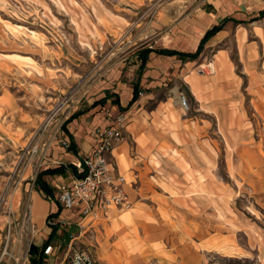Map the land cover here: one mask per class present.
I'll list each match as a JSON object with an SVG mask.
<instances>
[{
  "label": "crops",
  "instance_id": "0c3cea01",
  "mask_svg": "<svg viewBox=\"0 0 264 264\" xmlns=\"http://www.w3.org/2000/svg\"><path fill=\"white\" fill-rule=\"evenodd\" d=\"M205 4L168 27L156 47L146 46L153 50L141 69L137 51L143 47L126 61H117L93 85L86 105L67 118L64 139L71 148L52 149L39 171L51 191L30 194L29 215L35 224L31 242L37 250L42 248L41 264L61 263L70 234L89 246L100 264H187L188 239L202 251V211L215 210L211 199L220 189L215 169L219 155L227 176H244L241 170L264 159V25L259 24L264 15L258 17L264 0ZM218 24L198 53L211 50V73L205 71L204 55L182 59L155 50L194 52L205 31ZM133 83L140 94L129 104ZM178 91L192 102L185 113L174 103ZM107 106L110 113H126L122 140L113 148L111 162L135 184L127 191L130 208H110L107 221L99 224L81 219L74 210H60L47 197L70 183L72 164L90 151L94 130L106 124ZM54 168L59 170L47 171ZM55 212L56 229L44 244L50 232L46 216ZM46 245L52 246L48 254L43 253Z\"/></svg>",
  "mask_w": 264,
  "mask_h": 264
},
{
  "label": "rangeland",
  "instance_id": "374dc122",
  "mask_svg": "<svg viewBox=\"0 0 264 264\" xmlns=\"http://www.w3.org/2000/svg\"><path fill=\"white\" fill-rule=\"evenodd\" d=\"M202 8L205 0H0V264H28L35 177L50 151L62 148L65 122L93 85ZM210 52L200 53L207 63ZM215 169L220 189L215 210L202 211L203 253L188 239L187 264H264V159L241 170L244 176H227L219 155Z\"/></svg>",
  "mask_w": 264,
  "mask_h": 264
},
{
  "label": "built area",
  "instance_id": "2783aa9c",
  "mask_svg": "<svg viewBox=\"0 0 264 264\" xmlns=\"http://www.w3.org/2000/svg\"><path fill=\"white\" fill-rule=\"evenodd\" d=\"M206 66L207 71L211 73L212 67L209 66V63ZM201 70L200 68L199 71ZM174 103L183 113L188 110L187 98L183 92H176ZM105 118V126L94 130V141L90 151L72 164L75 173H73L70 183L57 187L55 194L47 197L56 202L60 210H74L81 219L89 218L99 224L107 221L110 208L124 210L129 209L132 204L129 194L124 190V185L132 188L133 181L127 184L111 162L112 150L122 140L121 129L127 118L126 113L120 111L112 115L110 112H106ZM60 144L63 148L69 146L68 141L64 138L60 140ZM49 223L56 224L57 218ZM51 251V245H46L43 249L44 254ZM60 264L100 263L94 257L89 246L77 242L74 235L70 234Z\"/></svg>",
  "mask_w": 264,
  "mask_h": 264
},
{
  "label": "trees",
  "instance_id": "16d2710c",
  "mask_svg": "<svg viewBox=\"0 0 264 264\" xmlns=\"http://www.w3.org/2000/svg\"><path fill=\"white\" fill-rule=\"evenodd\" d=\"M264 15V8L260 10V12L258 13V17L259 16H263ZM257 18V17H256ZM254 18V19H256ZM254 19H251V20H254ZM220 24L218 25H214L212 27H210L209 29H207L204 33V35L202 36L201 40H200V43L197 47V49L194 51V52H176V51H172V50H162V49H155L156 51L158 52H164V53H167V54H176L177 56H179L180 58L182 59H194L196 58V56L198 55V53L200 52L201 50V45H202V42L208 37L210 36L213 32H215L216 30H218L220 28ZM153 49L151 48H147V47H144V48H141L137 51V56H138V60H139V65H138V68H142L143 67V64H144V61L146 59V56L148 54L149 51H151ZM132 95H131V99L129 101V104H131L135 99L136 97L138 96V92H139V89L137 87V84L133 83L132 84ZM107 93H105L106 95ZM104 99H101V101H103ZM112 101H116V97L113 98ZM127 107L125 108H119L121 110H124L126 109ZM78 114V111L74 112L71 116H74ZM70 148H71V145H69ZM59 169L57 168H54V169H48L47 171L49 172H56L58 171ZM71 170L73 171V173H75V168L73 166H71ZM41 172H39L36 177H35V180H34V183H33V186H34V189L35 190H41L43 192H46V193H50V188L46 185V183L42 180L41 178ZM77 176H80V174H77ZM57 216V212L55 213H49L47 216H46V219H45V224L50 227V232L48 234V237L46 239V241L44 242V244H46L49 239L51 238L52 234L54 233L55 229H56V225L53 224L51 225L49 223V218H52V217H56ZM41 250H37L33 245H30L29 246V249H28V253L30 254L29 258H28V261H29V264H41V260H42V253H41ZM35 253L34 256H32L31 253Z\"/></svg>",
  "mask_w": 264,
  "mask_h": 264
},
{
  "label": "bare ground",
  "instance_id": "6f19581e",
  "mask_svg": "<svg viewBox=\"0 0 264 264\" xmlns=\"http://www.w3.org/2000/svg\"><path fill=\"white\" fill-rule=\"evenodd\" d=\"M209 66H211V65H209ZM124 210H126V209H124Z\"/></svg>",
  "mask_w": 264,
  "mask_h": 264
}]
</instances>
